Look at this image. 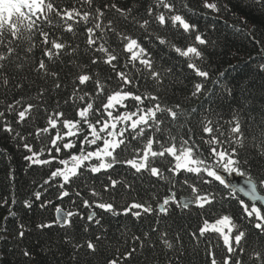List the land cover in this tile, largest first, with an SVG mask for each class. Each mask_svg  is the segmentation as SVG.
Masks as SVG:
<instances>
[{"label":"trees","instance_id":"obj_1","mask_svg":"<svg viewBox=\"0 0 264 264\" xmlns=\"http://www.w3.org/2000/svg\"><path fill=\"white\" fill-rule=\"evenodd\" d=\"M208 2L216 3L220 11L214 12L204 8V0H173L172 13L181 14L190 23L196 24L197 31L209 42L207 45H197L204 53V58L202 61H195L201 70L209 73L207 80L197 76L193 69H189L188 59L180 56L172 47L175 45L184 50L194 45L196 32L184 34L182 30L173 29L170 25L160 27L152 22L149 31L166 38L169 43L161 45L154 36L149 42L143 39L146 33L142 29L126 23L120 13L110 7L116 4L117 8L125 12L131 9L129 19L136 17L142 21L150 19L147 16L149 6L153 7L154 14L157 11L155 0H93L91 9L85 5L81 10L94 11L96 7H100L105 12L102 26L108 20H113L118 31L140 39L142 46L151 53L157 70L172 69L163 81V88L157 90L151 81L148 83L140 81L137 94L157 95L162 107H173L175 110L174 106L180 104L184 111L191 113L186 122L183 120L179 122L186 123L181 131L185 139L191 135L196 143L205 149V156L207 150L201 137H208L203 133V125L199 121L205 116L213 120L214 132L216 122L219 121L222 130L227 133L231 126L227 122L239 119L246 139L244 148L238 152V158L242 161L241 167L245 173L252 176L259 188V181L264 179V155L260 154L261 132H264V69L261 68V65H264V28L254 26L259 25L261 14L255 10V6L246 7L252 4V0ZM71 4L72 0H65L62 6L68 7ZM104 4H108L109 8H103ZM75 6L80 7L79 4ZM160 10L166 12L164 9ZM87 26L91 25L76 26L75 37L72 34H64L62 37V40L72 47L79 45L78 53L74 56L62 54L60 60L52 64L43 56L42 46L34 50L35 62L44 59L52 71L59 73L62 89L52 92L50 97L45 93L44 99L49 111L55 108L57 101L60 102L59 110L65 112V117L61 119H78L75 110L64 104L72 92V81L76 76L80 74L92 76V80L81 88L92 93L95 98L94 108L102 106L101 102H106V96L112 91L119 90L118 78L111 66L102 62L98 65L91 64L94 57L103 58V54L86 50ZM57 35L59 33L55 31L50 32V38ZM109 47L110 50L115 49L117 55V61L113 63L118 70L125 71L124 63L130 54L123 51L122 43L111 33ZM136 66L140 67L138 63ZM126 71L129 75L135 72L131 65ZM221 73L224 75L221 76ZM5 75L9 80L7 88L0 81V111L5 113V116L0 118V264H109L112 259H117V264H211L210 252L218 264H223L224 257L229 254L223 245L222 237L212 231L211 226L224 215L230 216L233 224L237 226L232 233L234 247L235 234H238L239 230L246 232L245 240L242 241L244 252L241 253L237 249L236 254L241 264H260L255 254L260 253L264 257V234L255 229L254 224L248 223L246 217L242 219V208L239 205V199L242 198L237 196L236 199H224L227 190L215 181L204 185L193 174L182 172L179 176H173L167 169L174 161L167 154L163 158L157 157L151 162V166L161 169L165 177H172L177 181L174 185L151 176L149 172L136 173L130 166L118 163L113 169L96 174L81 169V175L73 177L65 186L69 196L63 200L58 199L59 190L56 185L60 182L59 178L50 181L51 187L44 185V180L50 177L51 171L55 170L58 163L53 161L51 165L30 166L29 161L25 160V156L31 155L24 148L25 143L30 144L34 152H39L43 147L45 151L41 159L49 158L47 152L50 147L49 136L55 135V130L41 140L35 138V128L47 126V114L42 110L33 109L24 122L17 123L18 111L23 110V107L17 106V110L12 113L6 110L8 104L22 97L23 105L35 104L36 100L33 97L37 95L39 89L51 88L53 81L49 77L45 83L28 65L20 71L9 66ZM97 78L105 85V92L99 97L95 95ZM217 80H220L224 87L215 84ZM18 83L23 87L17 88L15 85ZM196 83L203 84L204 88L194 97L192 92ZM224 88L229 89L230 94ZM125 90L136 92L135 88ZM209 92L211 94L207 95ZM156 102L145 101L144 106H152ZM127 103L129 111L135 109L134 101L130 100ZM209 107L212 111L206 113L205 110ZM192 109L197 111L192 113ZM158 117L170 120L166 113H160ZM5 123L11 125L12 133L4 130ZM188 129H191L190 133ZM17 132L24 137L23 140L20 137L13 139ZM176 133L177 129L173 128L172 134ZM156 138L163 139L159 134ZM145 142L131 141L129 137L130 147L125 149L121 146L117 149L118 160L133 158L134 149H142ZM170 143L171 141L168 142ZM153 147L154 150H160L157 144ZM52 155L55 156L56 153L53 151ZM59 158H68V153L62 150ZM244 160L248 163L244 164ZM208 163L211 164L212 161L209 159ZM109 178L118 182L115 188L111 186ZM185 178H189V183L196 186L200 194L212 192L216 196V201L203 209L192 206L181 210L175 204H169L167 215L160 213L158 205L171 192L176 193L177 200L182 196H191V188L183 183ZM204 178L211 180L206 176ZM37 191L41 192L39 200L34 195ZM93 191L98 195L93 196ZM76 192L80 195L77 196ZM84 200H88L92 207H84ZM26 201L30 206L25 205ZM47 201L51 202L45 203ZM96 203H111L114 211L97 208ZM132 203L151 206L153 211L145 213L141 209H132L127 215L123 214L124 209ZM57 206L64 212L75 213L70 218V224L62 227L56 222ZM90 212L95 214V220H99V224H96L95 220L92 222L88 220ZM135 212H140L139 217L133 215ZM205 221L209 222V229L200 236L199 229L204 226ZM42 224L52 226L38 227ZM21 230L24 231L23 238L19 237ZM193 233L196 234L195 239ZM97 237L101 239L98 240ZM136 237L139 239H135ZM89 241L95 245L94 252L87 248ZM164 241L171 243L173 248L169 250ZM133 248L136 249L134 252ZM25 250L29 253L27 257L23 255ZM127 252H132V255L129 259H124L123 254ZM235 258L232 257L230 264H234Z\"/></svg>","mask_w":264,"mask_h":264},{"label":"snow or ice","instance_id":"obj_2","mask_svg":"<svg viewBox=\"0 0 264 264\" xmlns=\"http://www.w3.org/2000/svg\"><path fill=\"white\" fill-rule=\"evenodd\" d=\"M65 0H0V81L4 87L7 88L9 84L8 77L5 71L9 66H13L17 71L22 70L26 65L33 68L45 83L48 82L50 77L53 81L51 88H40L39 92L33 99L36 103H27L23 105V97L13 101L7 105V112L12 113L17 110V106H22L23 110L18 111L17 123L24 122L33 109L37 111H44L47 114L45 127L35 128V138L41 140L42 137L48 136L53 130L55 135L49 136L50 147H48V159H41V155L45 149L42 147L39 152H34L31 145L25 143L24 148L31 153L25 156V160L29 161L31 165H51L56 161L63 167H57L51 171L50 177L44 180V185H49L50 181L59 178V183L56 187L59 190L58 199L63 200L64 197L69 196L66 190L73 177L81 175V169H84L91 174L100 173L113 169L118 163L126 164L135 170L136 173L149 172L151 176L158 177L159 179L166 180L173 185L177 182L172 177H165L161 169L151 166L157 157H171L174 163L167 169L173 176H179L182 172L193 174L194 177L200 180L204 185L211 184L212 181L218 182L220 186L227 190V196L224 199H236L238 194L246 197L249 203H245L244 199H239V205L242 208V219L247 218L248 223L254 224V228L264 234V179L259 181V189L257 182L250 174H246L241 167L242 161L238 158L239 150L243 149L245 144V134L242 131L241 121L235 119L228 121L231 125L227 133L222 130L219 121L216 122L215 132L213 129V120L207 116L202 118L199 123L203 125L202 131L206 137H201L203 145L206 146L207 156H205V149L201 145L188 136L184 138L182 129L186 123H179L180 121H187L191 117V113L184 111L180 104L173 107H162L158 102L157 95L151 93L137 94L140 89V81L148 83L151 81L153 86L159 90L164 87L165 77L172 72L171 68L157 70L154 67V61L151 53L142 46L139 38H133L131 35L125 34L123 31H118L114 26L113 20H108L102 26V18L105 12L100 7H96L94 11L81 10L83 6L89 9L93 6V0H72L71 6L63 7L62 4ZM79 4L80 7L75 5ZM255 6V10L260 12V22L258 26L264 28V0H252L251 5L246 7ZM119 12L124 21L133 26H138L146 35L144 40L151 42L153 36L161 45L169 43L166 38L160 37L154 32L149 31L152 22H155L160 27L170 25L171 28L182 30L184 34H191L196 32L194 36V45L186 47L182 50L180 47L172 45L174 51L180 56L188 59L187 67L193 69L195 74L207 80L209 73L201 70L195 61L203 60L204 53L197 45H207L209 42L197 31V25L190 23L181 14H172L174 11L173 0H155L156 12L152 6L147 9V16L150 19L139 20L136 17L129 19L131 9L128 12L117 8L116 4L110 6ZM186 7V5H185ZM203 7L210 9L214 12H219L220 8L216 3H209L204 0ZM103 8H109L108 4H104ZM164 9L165 11H161ZM227 10V9H225ZM246 23V22H245ZM81 24L91 25L85 28L87 33L86 50L94 53L103 54V58L94 57L91 60L92 65L103 63L111 66L115 76L118 78L119 90L112 91L111 94L106 96V102H101L102 106L94 108L95 98L90 91H86L81 86L86 85L92 76L89 74H80L72 81V92L64 101V104L75 110V116L78 119H68L65 117V112L60 111L61 104L57 101L55 108L49 111L44 99L45 93L49 97L52 92L62 89V84L59 80V73L52 71L44 59L37 62L34 60V50L38 46L43 47V56L47 60L55 64L60 60L61 55L74 56L78 53L79 45L72 47L71 44L64 42L62 37L64 34H72L73 37L77 35V28ZM55 31L59 33L55 38H50V32ZM109 33L114 34L115 37L122 43L123 51L129 53L124 69H128L131 65L135 70L134 74L129 75L128 71L118 70L116 64L117 55L115 49L109 47ZM63 63V61H60ZM74 63L73 61H69ZM137 63L140 67H137ZM81 67L80 65H75ZM264 69V65H261ZM221 76L224 73L220 74ZM221 87L220 80L214 82ZM17 88L23 87L22 84H16ZM135 88L136 92L125 89ZM204 88L201 83L194 85L192 96H198ZM225 91L230 90L224 88ZM105 92V85L101 83L99 78L95 80V95L99 97ZM211 92H209L210 95ZM134 101L136 106L134 110L129 111L128 101ZM145 101H157L152 106H144ZM123 109V110H122ZM197 110L192 109L191 112L195 113ZM206 113H211L212 109L209 107L205 110ZM166 113L170 120H165L158 117V114ZM5 113L0 111V118H3ZM177 129L176 135L172 134V129ZM4 130L8 133L13 132V128L9 123L4 124ZM189 133L191 129H188ZM151 133V135H148ZM159 134L163 139H157ZM31 135V133H29ZM20 139L17 132L16 136ZM129 137L131 141H146L143 148H135V155L131 159L118 160L117 149L124 146L125 149L130 147ZM262 139L260 140L261 155H264V132H261ZM177 138H179V145H177ZM171 141L170 144L168 142ZM154 144L159 145V151L154 150ZM167 145V146H166ZM255 147V144L253 145ZM90 149V150H89ZM68 153V158L62 159L60 157L61 151ZM56 155L53 156L52 152ZM142 152V154H141ZM212 163L209 164L208 160ZM96 161V163H93ZM247 164V160L243 161ZM241 176L244 178L243 184L234 183L229 177ZM211 178L205 179L204 177ZM111 180V178H109ZM118 182L111 180V186L115 188ZM183 183L191 188V196L182 200L176 199V193L173 191L169 196L163 199V202L158 205V211L167 215L169 204H175L181 210L189 209L192 206L203 209L206 205H211L216 201V196L212 192L200 194V190L189 183V178H185ZM44 185H41L43 187ZM107 186L105 191H107ZM47 191V189H45ZM35 198H41V192L34 193ZM79 196L80 193L76 192ZM92 195H98L95 191ZM47 201L45 203H50ZM15 203V201H13ZM84 207L90 208L88 200L83 201ZM26 206H30L25 202ZM95 207L105 211H114L111 203H96ZM132 209H141L145 213H151L153 209L151 206L144 204L132 203L124 209L123 214L127 215ZM57 219L56 222L62 227L71 223V217L75 214L71 211L63 212L59 206L56 207ZM119 215L120 213H115ZM133 215L139 217L140 212H135ZM254 218V220H253ZM90 222L95 220V214L90 213L88 216ZM99 224V220H95ZM50 224H42L38 227L45 228L51 227ZM23 228V226H21ZM237 226L233 224L232 218L228 215L222 216L217 219L211 226V230L219 233L223 239V245L227 249L229 255L224 257L223 264H230L232 257H236L234 264H241L239 256H237V249L239 252H244L242 241L245 240L246 232L239 230L238 234L234 236L235 247L233 246L232 233L236 230ZM209 229V222L205 221L204 226L199 229L200 236H203ZM155 231V230H154ZM166 235V234H165ZM193 238L196 234L193 233ZM24 231L19 232V237L23 238ZM101 239V237H97ZM135 239H139L136 237ZM166 247L171 250L173 245L168 241H164ZM143 247V242H141ZM87 248L95 251V245L89 241ZM136 249L133 248L132 252ZM132 252L123 254L124 259H129ZM23 255L27 257L28 251L25 250ZM212 255L211 264H218L215 256ZM255 257L260 264H264V257L260 253H256ZM109 264H117V259H112Z\"/></svg>","mask_w":264,"mask_h":264},{"label":"water","instance_id":"obj_3","mask_svg":"<svg viewBox=\"0 0 264 264\" xmlns=\"http://www.w3.org/2000/svg\"><path fill=\"white\" fill-rule=\"evenodd\" d=\"M230 180H232L234 183H238V184H243L244 183V178L241 177V176H232V177H229ZM186 198V197H184ZM184 198H181L180 200L184 199ZM246 198V197H244ZM247 199V198H246Z\"/></svg>","mask_w":264,"mask_h":264}]
</instances>
